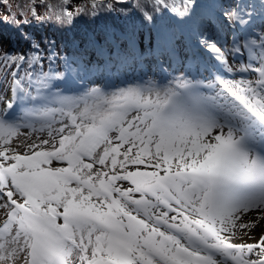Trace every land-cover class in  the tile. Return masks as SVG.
<instances>
[{"label":"snow or ice","instance_id":"snow-or-ice-1","mask_svg":"<svg viewBox=\"0 0 264 264\" xmlns=\"http://www.w3.org/2000/svg\"><path fill=\"white\" fill-rule=\"evenodd\" d=\"M250 8L238 0L223 15L250 26ZM257 39L258 48L245 44L255 54L245 71L256 78L221 81L214 94L187 76L52 93L21 87L15 69L35 58L5 54L0 65L11 62L16 87L0 111V264H264V233L253 236L264 220ZM209 50L220 52L214 43ZM36 124L50 139L13 147L21 128Z\"/></svg>","mask_w":264,"mask_h":264},{"label":"trees","instance_id":"trees-1","mask_svg":"<svg viewBox=\"0 0 264 264\" xmlns=\"http://www.w3.org/2000/svg\"><path fill=\"white\" fill-rule=\"evenodd\" d=\"M227 2L192 0L188 13L181 15L185 0H0V61L5 54L35 58L34 67L15 69L22 85L28 82L38 89H57L70 71L76 74L87 68L90 55L97 57L92 40L106 37L99 45L108 53L110 41L123 47L126 40L134 41L154 31L160 39H167L175 36L172 31L176 21L186 18L192 28L198 29L202 17L207 16L204 4L224 12ZM252 2L258 10H264V0ZM11 71V62L7 68L0 65L1 96L6 90L4 84L14 80Z\"/></svg>","mask_w":264,"mask_h":264},{"label":"rangeland","instance_id":"rangeland-1","mask_svg":"<svg viewBox=\"0 0 264 264\" xmlns=\"http://www.w3.org/2000/svg\"><path fill=\"white\" fill-rule=\"evenodd\" d=\"M249 5H251V3ZM249 10L253 11V19H252L251 24L255 23L256 21L262 20V17L260 15V14H262V11L260 13H258V11L253 10L252 7ZM215 17H219V19L222 20L221 21V26L225 27V26L228 25V20L222 14L221 15H217V13H216ZM261 24H263V23L260 21L259 25H261ZM231 25L234 26V24H231ZM175 26L178 27V24L176 25V23H175ZM247 27L250 28V26H247ZM260 28L262 29V31L259 32V33H256V32H254L253 29H251V32L255 36H249V40H256L257 48H258L259 44L262 42L261 40H258L257 37H264V24ZM245 29H247V28H245ZM209 30L210 31H209V35L208 36L207 35L204 36L201 32L200 33L194 32L195 34H193V33L190 34V38H192V42L194 44L203 46L210 55H219L221 57V59H220V63H222L221 71L225 74L224 76H222V79L227 81V82H229V83H231L233 80H237L238 81L240 79L254 80L256 78L255 74L245 71L246 68L244 67V62H243V51L241 50L240 42L237 39L238 36H236V39H235L236 41L234 42V45H232V46L230 45V41H229L230 36H224L225 42H224L223 46L222 47L217 46V48L220 50V52L219 53H214V52L209 50V45H211L212 42H214V38L213 37L215 35V33H214L215 31H213L211 29H209ZM216 34H219V32H217ZM183 40H184L183 35H181V37H179L178 39L172 38L171 40L169 39L166 43L165 42H161L160 44H162V46H167L168 45V48L166 49V51H164L167 54L168 58H166L164 60L161 59V61L164 62V63H168V61H175V58L173 56H171L173 54L170 52L169 46L171 45V42L174 43L172 46H175V44H177V46H178V42H183L184 43ZM201 41H207L208 43H207V45L206 44H202ZM147 43H148L147 39H145V40H143V42H141V45H140L141 52H144V50L142 48L146 49V47L150 45V43H148V44ZM152 43H154V42H152ZM181 48H182V50L178 52L179 55L177 56L178 57V62L181 63L178 67L171 68L170 65H168V66L160 65V66H162L163 71L165 72V74L167 76V79H166V81L164 83H158L161 86L166 85L169 81L173 80L175 77L185 76L183 74V70L184 69H183V67H181V65H182V62H186L188 60V58H187V55H184L182 57L183 51H186V47L183 49V46H182ZM194 52L200 58L202 57L201 60L206 61V60H204L205 57L203 56V54L199 53V51L197 49H194ZM147 60H148V62H147L148 65L146 63V65H145L146 67L145 66L143 67L144 70H142V71L140 70V72L138 71L135 75H132V76H135V77H132L130 75L131 74L130 71H129L128 75H126V76H125L124 72L117 71L118 78L121 77V78H123L125 80L124 85H122V84L119 85L115 81V79L112 78L111 82L113 83V86L112 87H108V88H104V87L101 88L100 78H103V77L105 78V72L102 73V68H100V69L98 68L97 69L98 73L96 72L97 74L94 75L95 77H97V75H98V79L96 81L97 83L93 82V83L89 84V83L86 82L87 85H88L87 88L99 87L102 90L111 92V91H114L117 88L128 87V86H131V85H137V84H141V83H144L145 85L148 84L149 82L157 83V79H158V77H157L158 64H157L156 67L152 66V68H150L149 62L150 61L152 62V59H149L147 57ZM208 63L212 65L211 62H208ZM91 64H92V62L90 64H87V68L85 70H81L80 73L82 72L83 74H90V72H91L90 70L92 69L91 68ZM253 64H255V61H254ZM88 65H89V67H88ZM112 70H113L112 68L109 69V71H110L109 74L112 73ZM204 76L205 75H203V77ZM127 77H129L130 79H128ZM84 79H85V77H82L81 78V82L79 84L84 82ZM63 82H65V81H63ZM29 84L30 83L26 82V85H29ZM68 84L70 85V82H67V83L65 82V84L63 85V86H66L64 90H66V89L69 90L70 89ZM207 85L208 86H207V88L205 90L209 94H214L215 92L221 91L218 88V86L215 85V83L212 81V78L208 79ZM4 86H5L4 89H6V90H5L3 96L0 95V111L4 110V105L7 103L8 100H10L11 96L13 97L12 89L15 88L14 80L11 79V81L7 82L6 84H4ZM2 87H0V91L3 90ZM21 87H23L22 84H21ZM32 89H33V87H32ZM46 90H50L52 92L51 88H47ZM59 92L68 95L67 93L62 92V88H60ZM78 93H81V92H78ZM33 94L35 95V91L33 92ZM69 95L75 96L74 92H71V91H70ZM14 109H15V106H14ZM23 111H24V108L21 106L19 111H18V114L22 113ZM41 139H50V137L48 136L47 125L43 126V130H41V125L40 124H36L34 128L32 126H29V127H26V128H21V134L17 138L14 139L13 147H16L18 151L23 152V151L27 150L26 149V145L27 144L39 143ZM122 183H124L125 186H127V182H122ZM4 215H5L4 212L0 211V221L4 218ZM236 242H241L239 237L236 238ZM247 242L252 243V242H254V239H248Z\"/></svg>","mask_w":264,"mask_h":264},{"label":"bare ground","instance_id":"bare-ground-1","mask_svg":"<svg viewBox=\"0 0 264 264\" xmlns=\"http://www.w3.org/2000/svg\"><path fill=\"white\" fill-rule=\"evenodd\" d=\"M216 56L217 55H214L215 60H217L216 59ZM190 60L188 58V61H190ZM203 64H205V65H203V67L211 68V65L210 64H208V63H203ZM195 68H199V67L196 66ZM12 98L13 97L11 96L10 99H12ZM249 216L252 217L253 219H255L256 217L259 216V213H256V212L250 213ZM262 233H264V220H262L261 222H259L257 224V226L255 227V229L253 230V236H254V238H258ZM245 239H247V238H245Z\"/></svg>","mask_w":264,"mask_h":264}]
</instances>
